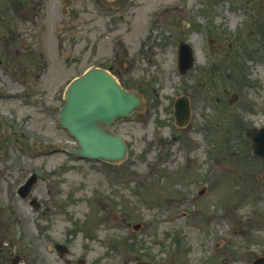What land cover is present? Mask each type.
<instances>
[{"label": "rangeland", "instance_id": "obj_1", "mask_svg": "<svg viewBox=\"0 0 264 264\" xmlns=\"http://www.w3.org/2000/svg\"><path fill=\"white\" fill-rule=\"evenodd\" d=\"M147 1L72 0L64 14L62 0H23L6 14L16 34L0 35V264L17 254L18 264H253L264 254L238 230L264 232L248 217L264 211V159L244 135L264 124V0H154L145 11ZM181 40L195 58L185 74ZM93 65L146 103L111 126L129 145L121 162L70 153L58 120L66 87ZM181 95L186 127L175 123ZM244 178L251 195L238 190Z\"/></svg>", "mask_w": 264, "mask_h": 264}, {"label": "water", "instance_id": "obj_2", "mask_svg": "<svg viewBox=\"0 0 264 264\" xmlns=\"http://www.w3.org/2000/svg\"><path fill=\"white\" fill-rule=\"evenodd\" d=\"M180 48V67L182 71H186L193 65V51L184 42L181 43ZM236 97L237 94H234L230 102ZM64 98L65 104L60 109L59 120L79 143V148L73 152L80 156L106 161L123 160L126 157L128 145L120 134L109 130L108 127L117 116L130 115L134 110L142 109V97L135 91L124 88L109 70L92 67L71 81ZM175 115L178 124H186L190 117V104L187 97L177 99ZM246 135L252 141L253 154L264 157V126L247 129ZM36 180L37 175L34 173L19 188V193L26 196ZM32 203L39 206L36 199H33ZM135 227L139 228L140 225L136 224ZM56 248L61 253L68 251V248L61 243H56ZM262 261L264 258L256 262ZM15 262L17 259L14 258L13 263Z\"/></svg>", "mask_w": 264, "mask_h": 264}, {"label": "flooded vegetation", "instance_id": "obj_3", "mask_svg": "<svg viewBox=\"0 0 264 264\" xmlns=\"http://www.w3.org/2000/svg\"><path fill=\"white\" fill-rule=\"evenodd\" d=\"M22 1L23 0H0V35L1 36L2 35L3 36L5 35V31H6V33L9 32V34H16V27H14V26L10 27L11 26L10 25L11 23L8 22V21H6V20L11 19L12 17L11 16H6V14L9 15L11 9L16 10V7H17L16 4H18V3L21 4ZM7 25H9V27H6ZM10 40L11 39H9V41ZM25 46H27V47L29 46V48L31 47L28 44H25ZM112 60H113V58L112 59L110 58V63L112 62ZM111 65L113 66V63L110 64V66H109L110 68L112 67ZM194 66H195V64H194ZM191 69H190V71H191ZM245 108H248L247 105L245 106ZM263 125L264 124L261 123L259 125H251V126H248V127H250V128H256V127L263 126ZM261 159H263V158H261ZM206 178H209V177H206ZM245 178H244V181L237 179V186L240 187L238 190L239 191L242 190L245 193V195H251L253 193V191H254V188L251 189L250 184L249 185L247 184V180L248 179H245ZM208 187H210V183H208V182L203 185V189H202L203 190V193L205 192L206 188H208ZM241 193L242 192H235L234 193L233 197L235 199L234 201L236 202V204L232 205L231 204L232 200L230 198L229 204H226L227 209L229 208V209H233V211H235L239 207V204L237 202L238 199L235 196H238ZM256 215H258V218L257 219H259V221L262 223V226L264 228V211H261L260 213L257 214L256 209H254L253 212L251 213V215H249L248 217L250 218L252 216V218L254 219V216H256ZM237 218L238 219H236V222H237V220H241L242 221V219H243V217H241V218L240 217H237ZM260 218H261V220H260ZM242 223H243V221H242ZM240 225H241V223H235L234 226H230L229 227V230H231V229L232 230L233 229H237ZM243 226L244 225H242V227L239 228L238 230L243 229V234L241 236H244V238H247L245 240H247V241L248 240L257 241V242H261L260 244H262V243L264 244V242H263L264 241V232L262 234V231H261L262 230V227L261 226H257L259 229L256 228V225H252V224L249 225V226H247V227H244V228H243ZM257 238H259V239H257ZM215 245H216V247H218L219 240L216 241V244ZM215 252H217V251L215 250L214 253ZM232 252H233V248H232ZM17 255H19L17 257V259H19V262L18 263H20V259H21L20 256L21 255L20 254H17ZM3 256H4V252H3V249L1 247V242H0V259ZM258 258H264V254H262V253L261 254H256L255 253V257L253 258L252 263L255 264L254 263V260H256Z\"/></svg>", "mask_w": 264, "mask_h": 264}, {"label": "bare ground", "instance_id": "obj_4", "mask_svg": "<svg viewBox=\"0 0 264 264\" xmlns=\"http://www.w3.org/2000/svg\"><path fill=\"white\" fill-rule=\"evenodd\" d=\"M152 2H154V0H148V1H147V4H149V7H148L147 9L145 8V9H144L145 11H146V10H147V11L150 10V8H151V6H152V4H153ZM151 3H152V4H151ZM140 10H141V12L143 11L142 8H141Z\"/></svg>", "mask_w": 264, "mask_h": 264}]
</instances>
